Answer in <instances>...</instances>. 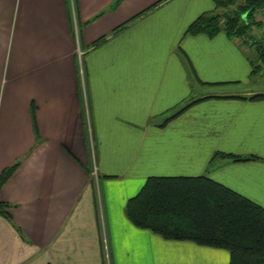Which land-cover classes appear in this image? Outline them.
<instances>
[{"label": "crops", "instance_id": "obj_1", "mask_svg": "<svg viewBox=\"0 0 264 264\" xmlns=\"http://www.w3.org/2000/svg\"><path fill=\"white\" fill-rule=\"evenodd\" d=\"M213 7L0 0V172L19 161L0 186V264H228L225 249L163 239L123 213L148 176L201 174L264 208L250 41L183 35ZM216 151L257 159L208 167Z\"/></svg>", "mask_w": 264, "mask_h": 264}, {"label": "trees", "instance_id": "obj_2", "mask_svg": "<svg viewBox=\"0 0 264 264\" xmlns=\"http://www.w3.org/2000/svg\"><path fill=\"white\" fill-rule=\"evenodd\" d=\"M212 2L213 9L198 15L183 35L200 33L212 38L223 32L229 38H239L244 42L249 40V46L254 51L253 60H249L250 75H264V49L261 47L264 29L256 39L249 33L252 25L260 27L254 17L255 11L264 5V0ZM130 21L112 33L121 30ZM103 40L104 37L98 38L94 45ZM255 40L257 44H254ZM262 98L264 93L249 97L252 100ZM194 102L196 100L184 103L159 126ZM217 158L235 162L257 159L255 156L216 151L210 156L208 167ZM18 164L19 161H16L0 172V186ZM6 207L7 204L0 203V213L7 217ZM123 213L134 227L147 229L163 239L188 240L197 245L225 249L229 255L228 264H264V208L205 174L148 176L138 192L126 200Z\"/></svg>", "mask_w": 264, "mask_h": 264}, {"label": "rangeland", "instance_id": "obj_3", "mask_svg": "<svg viewBox=\"0 0 264 264\" xmlns=\"http://www.w3.org/2000/svg\"><path fill=\"white\" fill-rule=\"evenodd\" d=\"M237 2H241L242 0H236ZM255 21L258 22L259 24H261V28L260 27H257L255 25H252L250 27V31L249 33L251 34V37L253 39H256V37L258 38L259 37V33L258 32H261L262 29H264V22L262 20H260V18H256L255 17ZM264 32V31H263ZM232 38H235V37H232ZM260 39V38H259ZM252 40V39H251ZM254 44H257V41L255 40V43ZM261 47L264 49V43H261ZM252 49V47H251ZM253 50V49H252ZM256 80H257V84H263L264 85V75L262 76H256L255 77ZM91 135V134H90ZM93 139V138H91ZM92 153H93V147H92Z\"/></svg>", "mask_w": 264, "mask_h": 264}, {"label": "built area", "instance_id": "obj_4", "mask_svg": "<svg viewBox=\"0 0 264 264\" xmlns=\"http://www.w3.org/2000/svg\"><path fill=\"white\" fill-rule=\"evenodd\" d=\"M255 15H259V16H261L262 18H264V5H262L260 8H258V9L255 11ZM87 131H88L89 139H90V141H91L90 128H89V125H88V124H87ZM91 172H92V176H93V178L96 180V179H97V173H96V168H95V166L92 167Z\"/></svg>", "mask_w": 264, "mask_h": 264}]
</instances>
